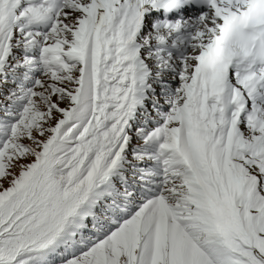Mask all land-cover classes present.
Returning <instances> with one entry per match:
<instances>
[{"label": "snow or ice", "instance_id": "6c2138e0", "mask_svg": "<svg viewBox=\"0 0 264 264\" xmlns=\"http://www.w3.org/2000/svg\"><path fill=\"white\" fill-rule=\"evenodd\" d=\"M0 264H264V0H0Z\"/></svg>", "mask_w": 264, "mask_h": 264}]
</instances>
